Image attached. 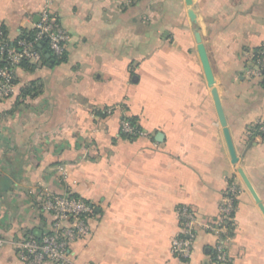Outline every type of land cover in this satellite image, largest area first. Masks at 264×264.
I'll list each match as a JSON object with an SVG mask.
<instances>
[{"label": "crops", "instance_id": "obj_1", "mask_svg": "<svg viewBox=\"0 0 264 264\" xmlns=\"http://www.w3.org/2000/svg\"><path fill=\"white\" fill-rule=\"evenodd\" d=\"M47 5L70 33L67 59L16 67L0 102V238L49 227L41 192L74 194L93 214L73 264H217L206 226L235 184L229 257L264 264V0H0V29L15 41ZM32 81L39 94L21 97ZM126 117L139 136L122 135ZM183 205L198 218L186 259L172 251ZM0 264L26 263L7 243Z\"/></svg>", "mask_w": 264, "mask_h": 264}, {"label": "built area", "instance_id": "obj_2", "mask_svg": "<svg viewBox=\"0 0 264 264\" xmlns=\"http://www.w3.org/2000/svg\"><path fill=\"white\" fill-rule=\"evenodd\" d=\"M131 2L132 0H128ZM37 33L34 41H19V49L8 46L4 33L0 30L1 52L7 53L8 65L0 67V102L8 98L14 90V72L12 68L23 59L39 61L41 53L35 48L36 42L48 43L52 55L61 56L70 41V33L52 15L47 5L40 13L36 25ZM264 70V44L256 51L254 74L260 75ZM122 130L128 136H136L134 127L126 120L122 123ZM264 133V122L260 124ZM240 188L233 184L227 188L221 200L219 215L213 223L207 224L209 231L218 236L214 248L217 264H232L229 257L228 245L232 240L231 232L234 214L237 208V198ZM38 206L45 214L53 216L51 233L38 237L27 232L18 241H8L0 238V246L11 244L19 258L26 264H73L72 244L79 238L88 236L91 232L88 214L93 206L81 199L70 198L68 195L54 194L48 191L40 193ZM183 236L176 237L172 242V251L182 258H189L193 249L192 236L198 224L195 212L188 206L178 209Z\"/></svg>", "mask_w": 264, "mask_h": 264}, {"label": "trees", "instance_id": "obj_3", "mask_svg": "<svg viewBox=\"0 0 264 264\" xmlns=\"http://www.w3.org/2000/svg\"><path fill=\"white\" fill-rule=\"evenodd\" d=\"M3 33H4V36H5V40L8 42V46L9 47H13L15 49H19L20 46H19V41L21 40H25V41H34L35 40V37H36V33H37V28H34V29H22L18 38L15 40V41H10L8 38H7V35L4 31V29H0ZM44 48H47L48 52H50V49L48 47V43L46 41H44ZM39 42H36L35 43V48L37 50H39V52L41 53V59L38 61V62H41L43 64H60L62 62H64L66 59H67V52H66V49H65V52L61 55V56H55V55H52L51 54V58H47L46 57V53L44 52V49L40 48L39 47ZM3 44H0V67H4V66H7L8 65V60H7V53L4 52L2 53L1 51V47H2ZM51 53V52H50ZM23 67L25 69H28V70H34L35 67L37 66V64L33 63V61H30L28 59H23L18 65L14 66L12 68L13 72H14V69L16 67ZM16 83V76H15V73H14V79H13V84L15 85ZM37 84V81H32L29 86H27L25 89H23V91L21 92V97L25 98V97H36L38 94H39V89L38 87H36L35 85ZM126 121H128L135 129V131L137 132L136 133V136H139L141 133H142V129H141V126L139 125V122L137 120V117H126L124 118ZM123 136L127 135V134H122ZM129 138H134L133 136H128ZM68 196L70 198H75V199H81L83 201H86V202H89L83 198H80L78 197L77 195H74V194H68ZM89 214H93V212L89 213ZM88 214V215H89ZM89 217V216H88ZM53 222V216H52V221L50 222V225L48 228H34V229H31L29 232L37 235L38 237L40 236H44L46 234H50L52 231H51V224ZM183 236V234L181 235Z\"/></svg>", "mask_w": 264, "mask_h": 264}, {"label": "water", "instance_id": "obj_4", "mask_svg": "<svg viewBox=\"0 0 264 264\" xmlns=\"http://www.w3.org/2000/svg\"><path fill=\"white\" fill-rule=\"evenodd\" d=\"M186 3L188 5H191L192 4V0H186ZM190 15H191L192 19L194 20L195 14H194L193 11L190 12ZM196 39H197V42H198L199 54H200V57H201V60H202L203 66H204V70H205L209 85L214 87V85H215L214 75H213V72H212V69H211V65H210V62H209V58H208L205 46H204V44L202 42L201 35H200V33L198 31L196 32ZM44 44H45L44 42H41L39 44V47L44 49V52L46 53V57L47 58H51V53L48 52L47 48H44ZM214 92H215V90H214ZM215 95H216V92H215ZM219 108H220V112L222 113L221 107H219ZM227 137H228V140H229V144H230V148H231L232 154H233V156H235L233 145H232V142H231V139L229 137L228 132H227Z\"/></svg>", "mask_w": 264, "mask_h": 264}]
</instances>
